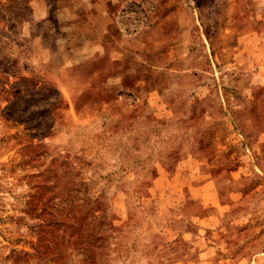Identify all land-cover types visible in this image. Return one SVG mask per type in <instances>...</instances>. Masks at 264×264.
Here are the masks:
<instances>
[{
    "label": "rangeland",
    "instance_id": "obj_1",
    "mask_svg": "<svg viewBox=\"0 0 264 264\" xmlns=\"http://www.w3.org/2000/svg\"><path fill=\"white\" fill-rule=\"evenodd\" d=\"M0 264H264V0H0Z\"/></svg>",
    "mask_w": 264,
    "mask_h": 264
}]
</instances>
